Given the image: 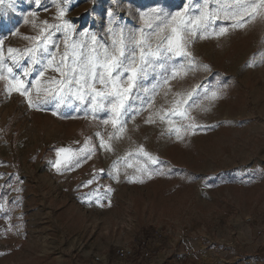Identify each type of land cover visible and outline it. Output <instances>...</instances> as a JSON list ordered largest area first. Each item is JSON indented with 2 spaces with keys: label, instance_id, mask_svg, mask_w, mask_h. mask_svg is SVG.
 Returning <instances> with one entry per match:
<instances>
[{
  "label": "rangeland",
  "instance_id": "374dc122",
  "mask_svg": "<svg viewBox=\"0 0 264 264\" xmlns=\"http://www.w3.org/2000/svg\"><path fill=\"white\" fill-rule=\"evenodd\" d=\"M187 3L72 0L66 18L77 32L107 40L110 10L119 24L134 29L140 27V12L159 8L171 14ZM197 3L203 0H194L193 14ZM33 11L50 22L56 14L52 0H42L39 8L32 0H15L11 7L5 0L0 6L5 54L8 47H25L21 36L36 34L25 23ZM53 40L60 43L62 33ZM49 51L56 48L50 44ZM191 51L211 71L173 84L186 91L219 81L222 97L208 112H193L211 127L177 140L166 125L145 124V112L129 119L111 153L99 149L94 134L104 126L91 115L85 118L86 105L73 100L57 108L49 99L36 110L18 94L9 96L0 81V264H264V62L249 66L264 55V20L219 39L197 40ZM163 102L158 96L156 107ZM85 137L93 139L96 153L80 167L58 172L56 150L83 147ZM140 145L159 161L151 165L139 157L140 163L162 174L130 183L126 174H140L121 168L120 179H112L113 161ZM93 175L96 180L85 187ZM106 187L112 191L105 195ZM97 195L104 207L97 205Z\"/></svg>",
  "mask_w": 264,
  "mask_h": 264
},
{
  "label": "snow or ice",
  "instance_id": "6c2138e0",
  "mask_svg": "<svg viewBox=\"0 0 264 264\" xmlns=\"http://www.w3.org/2000/svg\"><path fill=\"white\" fill-rule=\"evenodd\" d=\"M4 2L0 0V6ZM32 2L37 8L42 5V0ZM8 3L11 7L15 0ZM52 3L56 9L53 22L39 20L35 11L25 16V23H32L36 34L20 37L28 42L24 48L8 47L5 54V41L0 39V81L4 82V91L9 96L18 94L29 108L36 110H41V105L49 99L57 101V108L73 100L86 105L85 118L91 115L104 126V131L94 134L99 149L109 153L114 152L113 141L124 138L129 119L135 120L145 112V124H164L167 134L177 140L211 127L200 124L193 112H208L222 97L223 87L219 81L211 88L195 84L186 91L176 90L173 82L182 81L189 74L211 71L209 65L198 61L191 51L197 40L219 39L264 20V0H215L212 6L209 0H203L202 4L195 5L196 14H193L194 0H188L182 10L171 14L159 8L140 12V27L134 29L119 24L116 13L110 10L108 39L102 40L87 30L77 32L66 18L72 0H52ZM56 32L62 33L60 43L53 40ZM18 34V31L12 32L13 36ZM50 44L56 48L55 52L49 51ZM25 59L26 63H22ZM258 62H264V55L259 61L253 57L249 66ZM37 64L39 70L34 68ZM34 71L37 72L35 79L29 81L27 78ZM49 72L55 75L47 76ZM152 74H155L154 81L145 85ZM161 95L164 102L156 107V99ZM100 113H104V117ZM96 151L93 139L85 137L83 147L58 148L53 167L58 172L78 168ZM139 157L146 158L151 165L159 163L140 145L117 157L108 175L118 181L121 168H134L140 176L126 174L125 178L130 183H142V176L150 179L154 174H162L147 163H140ZM95 180L93 175L84 186ZM111 191L106 187L105 195ZM101 200L100 195L95 197L97 205L104 207ZM107 206H111L110 198Z\"/></svg>",
  "mask_w": 264,
  "mask_h": 264
}]
</instances>
